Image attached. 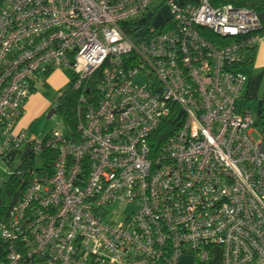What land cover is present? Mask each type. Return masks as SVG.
<instances>
[{"label": "built area", "instance_id": "1", "mask_svg": "<svg viewBox=\"0 0 264 264\" xmlns=\"http://www.w3.org/2000/svg\"><path fill=\"white\" fill-rule=\"evenodd\" d=\"M249 1L0 0V160L27 144L34 83L105 77L101 104L78 113L80 141L49 143L53 174L19 173L0 264H214L216 251L217 264H264V129L241 69L263 23ZM137 19L156 34L136 44L121 25Z\"/></svg>", "mask_w": 264, "mask_h": 264}, {"label": "trees", "instance_id": "2", "mask_svg": "<svg viewBox=\"0 0 264 264\" xmlns=\"http://www.w3.org/2000/svg\"><path fill=\"white\" fill-rule=\"evenodd\" d=\"M248 2V1H247ZM249 9L254 10L258 15H264V0H254L247 3ZM263 31L264 32V20ZM150 24L147 23L143 27L141 20L137 19L135 21L127 22L122 24L121 27L127 37L134 43H140L145 37L149 38L156 34V31L149 28ZM140 31L147 32L142 35ZM256 53H252L248 59L242 64V72L248 76V87L246 93L243 96V103L249 100V86L252 78V66L255 61ZM62 75L66 78L67 85L59 92V96L56 99V109L55 115L59 116L63 125L65 126V132L59 133L62 135L63 139L69 143L76 144L80 141L81 133L78 129V113L84 111L87 112V106L93 105L94 109L101 104L104 98L101 88L105 83V77L102 70H99L93 77L89 79L82 80V87L79 90H75L74 86L78 82V78L70 71H60ZM56 72L51 71L42 77L41 83H34L31 89V96L38 94V89L44 88L49 90L48 80ZM261 102L262 106L258 112L256 110L257 121L256 127L259 129H264V94L261 98L257 99V103ZM259 113V115L257 114ZM179 123L175 120H169L163 128H161L158 134L166 140L175 133L178 128ZM26 133L27 144L22 148V150L17 152L14 161L19 158L21 160L20 166L14 172H12L11 179L9 182L4 184L0 189V201L2 202V208L0 211V222L3 217L8 213L13 207L17 205L22 197L23 185L21 184V177L19 173L25 174V179H29L32 173L46 172L49 175L53 174L54 161L57 158V152L49 146L52 141L54 134L47 135L41 140H35L31 137L30 133ZM8 167H11L10 160H3Z\"/></svg>", "mask_w": 264, "mask_h": 264}, {"label": "rangeland", "instance_id": "3", "mask_svg": "<svg viewBox=\"0 0 264 264\" xmlns=\"http://www.w3.org/2000/svg\"><path fill=\"white\" fill-rule=\"evenodd\" d=\"M259 38L261 39V43L256 51L255 61L252 66V79L253 83H256V87L254 90L249 92V100L245 101L244 103V109L250 110L251 113L255 116L256 110H257V99L261 98L264 94V32H261L259 35ZM263 76V77H262ZM64 81L60 80L59 77H56L54 79H51V87H49V90H46L44 88L38 89V94L42 97V99L49 105L48 108L45 109V111L40 115L38 119H36L32 123L31 127V137L35 140H41L47 135L54 134L56 132L64 133L65 132V126L63 125L61 119L59 116L55 115V109H56V99L59 96V92L62 89H57L58 86L63 84ZM246 93V92H245ZM245 95V94H244ZM21 163V160L17 158L11 165V167H8L6 163H4L2 160H0V189L4 184L9 182L12 176V172H14L16 169L19 168ZM2 208V202L0 201V211ZM132 208H121L119 211L116 209V213L119 215L123 213L124 215H127L128 213H131ZM220 251H216V254L214 255V264H217L219 261ZM185 264H193L192 261L188 263V261H185Z\"/></svg>", "mask_w": 264, "mask_h": 264}, {"label": "crops", "instance_id": "4", "mask_svg": "<svg viewBox=\"0 0 264 264\" xmlns=\"http://www.w3.org/2000/svg\"><path fill=\"white\" fill-rule=\"evenodd\" d=\"M56 77H59L60 80L64 81L63 84L58 86L57 89H62L64 86L67 85L66 78L62 75L61 72H56L49 80L48 85L51 87V79H54ZM263 77V76H262ZM253 79L251 78L250 86L248 88L249 92L254 90L256 87V83H253ZM49 105L42 99V97L39 94L31 96L29 101L27 102L25 106V112L23 115V118L19 122L17 126L18 131H24L28 134H31V127L32 123L40 117V115L45 111L46 108H48ZM190 261H188L189 263Z\"/></svg>", "mask_w": 264, "mask_h": 264}, {"label": "water", "instance_id": "5", "mask_svg": "<svg viewBox=\"0 0 264 264\" xmlns=\"http://www.w3.org/2000/svg\"><path fill=\"white\" fill-rule=\"evenodd\" d=\"M149 19H151V16L148 17ZM260 19L263 21L264 20V15H260ZM171 20V15H170V12L167 8L163 9L162 12L160 13V15H158L155 20L153 21V28L155 30L159 29L161 26H163L165 23L169 22ZM143 24H145V21L143 22ZM262 106V103L259 102L258 105H257V109H258V112L260 110ZM259 115V113H257ZM10 164H12L14 162V159H15V154H11V157H10Z\"/></svg>", "mask_w": 264, "mask_h": 264}]
</instances>
